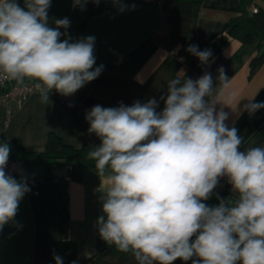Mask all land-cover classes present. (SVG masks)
Returning a JSON list of instances; mask_svg holds the SVG:
<instances>
[{"label":"clouds","instance_id":"9594fccd","mask_svg":"<svg viewBox=\"0 0 264 264\" xmlns=\"http://www.w3.org/2000/svg\"><path fill=\"white\" fill-rule=\"evenodd\" d=\"M83 7L88 0H75ZM99 4L101 0H92ZM120 12L128 10L113 0ZM51 0H0V80L18 86L31 82L42 103L55 90L71 96L103 71L93 69L95 37L71 41L67 18L48 26ZM134 5L132 8L134 9ZM65 39L61 41V36ZM207 64L212 52L186 49ZM217 81L226 87L224 69ZM211 73L198 79L168 81L164 108L158 101L92 107L85 119L101 143L89 154L100 176L107 171L102 215L96 221L107 244L131 252L137 264H264V147L240 151L242 138L217 111ZM207 98V99H206ZM245 104L249 115L264 102ZM10 146L0 143V231L14 221L30 191L25 179L6 172ZM227 177L235 202L208 200L220 178ZM195 257V259H194ZM56 264L62 258L54 255ZM75 264V262H73Z\"/></svg>","mask_w":264,"mask_h":264},{"label":"crops","instance_id":"0c3cea01","mask_svg":"<svg viewBox=\"0 0 264 264\" xmlns=\"http://www.w3.org/2000/svg\"><path fill=\"white\" fill-rule=\"evenodd\" d=\"M255 2L264 13V0ZM17 3L24 6V0ZM122 3L128 10L120 12L113 0H101L98 5L88 0L83 7L75 0H51L48 26L55 28V20L67 18L70 26L59 30L72 42L95 37L93 69L103 65V71L71 96L51 91L47 104L41 102L38 92L22 106L12 108L10 115L0 104V143L18 145L16 156L23 165L13 177L18 181L23 177L30 188L20 201L14 221L0 231V264H55L61 241L73 242L77 256L86 258L109 245L101 239L96 223L103 214L107 171L100 176L96 161L88 158L101 143L88 132L90 125L85 119L96 105L131 106L136 101L156 99L160 112L168 81L183 77L195 80L208 72L217 85L213 92L219 101L217 111L228 114L225 123L235 127L242 138L239 150L264 147V108L252 115L243 111L252 97V102H264V64L252 74L249 70L250 60L264 51V26L248 0H200L193 7L189 44L212 52L198 74L195 66L185 65L178 47L167 50L153 38L154 33L169 29L160 6L137 0ZM246 34L253 35L251 42L244 41ZM65 38L62 35L61 41ZM221 67L228 78L226 87L216 79ZM50 133L77 150L65 158L63 178L55 180L43 176ZM75 164L81 166L79 181L72 179ZM217 197L233 203L237 199L228 179L219 182L204 203L217 206Z\"/></svg>","mask_w":264,"mask_h":264},{"label":"trees","instance_id":"16d2710c","mask_svg":"<svg viewBox=\"0 0 264 264\" xmlns=\"http://www.w3.org/2000/svg\"><path fill=\"white\" fill-rule=\"evenodd\" d=\"M139 3L158 5L162 8L169 23V29L166 32H156L153 38L167 50H173L178 47V54L184 58V63L188 67L195 66L196 73L203 71L206 64L186 49L189 47V29L191 22V13L193 7L200 0H137ZM258 21L264 26V13L256 12ZM252 34H246L245 42H251ZM264 64V51L254 56L250 60L249 70L252 74L259 66ZM10 146V155L16 157L19 147L16 143H8ZM72 146L63 143V141L55 134L50 133L46 144L47 160L44 164V179L55 180L63 178L65 172V158L75 154ZM81 177V166L75 164L72 166V179L79 181ZM59 256L62 258L63 264H137L131 252L124 253L119 251L115 245H107L101 251L90 257H79L76 254L73 242L61 241L59 243ZM195 259V257H194ZM56 264V263H55ZM174 264H192L191 260L185 262L177 259Z\"/></svg>","mask_w":264,"mask_h":264},{"label":"built area","instance_id":"2783aa9c","mask_svg":"<svg viewBox=\"0 0 264 264\" xmlns=\"http://www.w3.org/2000/svg\"><path fill=\"white\" fill-rule=\"evenodd\" d=\"M248 3L253 13L259 11L255 0H248ZM35 92L37 91L31 82L26 81L24 86H18L15 81L0 80V104L5 106L8 115L12 113V108L22 106L27 98ZM22 165V161L17 156L9 155L5 170L9 175L14 176L20 172ZM225 180L227 177H222L219 182Z\"/></svg>","mask_w":264,"mask_h":264}]
</instances>
